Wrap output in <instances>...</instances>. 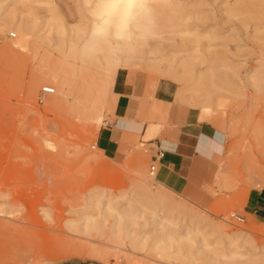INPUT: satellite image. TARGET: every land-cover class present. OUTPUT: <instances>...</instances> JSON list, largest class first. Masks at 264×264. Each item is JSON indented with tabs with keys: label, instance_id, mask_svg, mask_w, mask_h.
Returning <instances> with one entry per match:
<instances>
[{
	"label": "rangeland",
	"instance_id": "1",
	"mask_svg": "<svg viewBox=\"0 0 264 264\" xmlns=\"http://www.w3.org/2000/svg\"><path fill=\"white\" fill-rule=\"evenodd\" d=\"M29 1L0 0V18L14 17L11 26L0 30V264H264V214L245 208L249 191L264 189V0H153L155 25L136 34L148 43L136 36L121 42L123 47L110 40L108 46L115 49L109 51L106 44L90 41L85 62L92 59L91 68L76 50L82 52L83 38H89L93 17L87 9L95 0H54L52 15L48 6ZM186 9L189 17L177 21V13ZM53 19L65 24L64 31ZM20 20H29L34 36L44 41H32L25 50L9 46ZM59 31L64 32L60 37ZM63 49L67 58L73 55L65 63ZM186 53L198 56L193 73L212 70L213 89L206 99L188 100L189 92L184 100L178 96L182 86L190 85L176 72ZM97 56L122 58L107 71ZM49 66L63 71L71 85L64 103L46 73ZM123 71L146 78L150 111L141 121L164 127L155 93L165 87L171 102L196 107L206 117L202 120L216 126L219 140L215 148L208 147L215 162L211 179L176 191L157 178L158 161L150 174L158 149L154 141L163 139L160 130L138 135L117 157L97 146L100 130L113 121V87ZM46 84L55 91L39 102V89ZM45 140L52 147L44 146ZM137 179L162 192L168 206L176 203L181 217L153 218L131 209L126 197L115 198L134 190ZM95 187L110 194V203L102 198L98 206L88 204L86 195ZM124 208L129 210L121 212ZM117 212L125 213L127 223L117 219ZM91 220L98 229L85 228Z\"/></svg>",
	"mask_w": 264,
	"mask_h": 264
},
{
	"label": "crops",
	"instance_id": "2",
	"mask_svg": "<svg viewBox=\"0 0 264 264\" xmlns=\"http://www.w3.org/2000/svg\"><path fill=\"white\" fill-rule=\"evenodd\" d=\"M69 81L59 90L62 102L68 101ZM146 78L140 73L129 74L126 71L116 77L112 105L113 121L106 122L96 141L109 157H117L126 143L135 141L138 135L159 132L161 124L155 121H141L149 110L146 99ZM165 87H159L155 96L162 106L160 130L164 140L170 141L163 156L158 160L157 178L176 191H184L190 183L200 186L202 181L211 179L215 162L210 157L208 147L215 148L218 142L216 126L202 120L196 107L171 102V97L164 93ZM152 139V138H151ZM162 139V140H163ZM142 140V139H141ZM162 140L156 139L157 148ZM245 208L256 215L264 214V189H251L245 200Z\"/></svg>",
	"mask_w": 264,
	"mask_h": 264
},
{
	"label": "bare ground",
	"instance_id": "3",
	"mask_svg": "<svg viewBox=\"0 0 264 264\" xmlns=\"http://www.w3.org/2000/svg\"><path fill=\"white\" fill-rule=\"evenodd\" d=\"M27 2V1H29V0H23V2ZM33 1H35V0H33ZM32 0L31 1H29L28 2V4L29 3H34V4H37L38 6H40L41 4H42V6L43 5H45V6H48V9L49 10H52V9H54V6L56 5L55 4V1L54 0H36L35 2H33ZM86 2H88V0H84V3H86ZM91 2V1H90ZM237 2H240V1H237ZM249 2V1H248ZM256 2V1H255ZM57 3V2H56ZM95 3V2H94ZM28 4H27V6H28ZM32 4H30V5H32ZM40 4V5H39ZM25 5V4H24ZM93 5H91V7H92ZM26 7V6H25ZM29 7V6H28ZM91 7L89 8V9H87L88 11L91 9ZM260 7V6H259ZM57 8L58 7H55V10H57ZM31 9H32V7H30V10L28 11V14L27 15H30L32 12H30L31 11ZM237 9V8H236ZM255 9V8H254ZM176 10V9H175ZM181 10V9H180ZM231 10V9H230ZM46 11H47V8H46ZM185 11V10H184ZM49 12V11H48ZM178 12H180V11H178ZM181 12H183V11H181ZM186 13H181L180 15H179V13H177L178 14V17H177V21H180L181 23L182 22H184V21H186V19L189 17L188 16V14L190 13H187V9H186V11H185ZM236 12V11H235ZM244 13V12H243ZM9 15L7 16V17H3V18H0V30H2V29H4V28H7L8 26H11L12 25V23H13V18L14 17H12V15L10 14V13H8ZM52 14H56V13H54L53 12V10L51 11V15ZM174 14H176V13H174ZM14 16V15H13ZM55 16V15H54ZM173 16V15H172ZM191 16V15H190ZM28 17V16H27ZM35 17V16H34ZM37 17V16H36ZM51 17V16H50ZM174 17V16H173ZM57 18V17H56ZM47 19V18H46ZM35 20H37V19H35ZM54 21H58V20H56V19H53ZM93 20V19H92ZM21 21H26V20H20L19 22H18V24L17 25H13V28H15V30L17 31V33H18V36H16L17 38L16 39H14V40H12L11 42H10V45L9 46H11L12 48H18V49H21V50H25V49H27L28 47H30V46H28V45H32V43H30V42H32V41H38V42H41L43 39H44V37L42 36V37H40V36H34V33H36V30L33 32V29L35 28L34 26H32L31 27V25L29 24V25H27V23H29V20L28 21H26V24H22L21 23ZM50 21H51V19H50ZM34 22H36V21H34ZM49 22V21H48ZM93 22V21H92ZM15 23H17V22H15ZM42 23V22H41ZM53 24L54 23H56L57 25H60V27L63 25H65V24H60L61 22H52ZM172 24V23H171ZM174 24H176V23H174ZM43 25V24H42ZM49 25H50V22H49ZM79 25V24H78ZM63 26H62V30L64 31V28H63ZM87 26H89V25H87ZM186 26V25H185ZM196 27V26H195ZM73 28V27H72ZM78 28H80V27H78ZM86 28H89V27H86ZM38 29V28H37ZM50 29H55V28H51V26H50ZM50 29H48V30H50ZM74 29H75V27H74ZM186 29V28H185ZM196 29V28H195ZM89 31H88V34H89V38H83L84 39V41H85V44L83 43L82 45H83V47H82V52L81 51H77L76 50V54L77 55H79V57L80 58H82V61H87L88 60V57L90 56L89 54L90 53H86V51H85V48H87V47H89V46H87L88 45V43L90 42V41H93V42H97V43H100V44H106V47L107 48H105V50H109V51H113L114 49H112L113 47L112 46H108V45H110L109 43H110V40H105V41H96L94 38H93V36H92V26L90 27V29H88ZM134 30V29H133ZM189 30V29H188ZM194 30V29H193ZM61 32V31H59V37H60V32L61 33H64V32ZM74 31V30H73ZM72 31V33H74ZM85 30H82V36H84L83 35V32H84ZM148 31V30H147ZM147 31H145V32H147ZM187 30H185V31H182V29H180V32H186ZM55 32L56 33H58L57 32V30L55 29ZM79 32V31H78ZM86 32V31H85ZM151 32H153V31H151ZM189 32V31H188ZM51 33H53V32H51ZM187 33V32H186ZM75 34V33H74ZM78 34H80V33H78ZM136 34H139V32H134V36H133V39L132 40H134V39H136V38H134L135 36H136ZM156 34H158V33H156ZM191 34V33H190ZM14 35V34H13ZM16 35V34H15ZM62 35V34H61ZM160 35V34H159ZM197 34H193V36H196ZM75 36H78V35H76L75 34ZM74 36V37H75ZM81 36V35H80ZM149 36V35H148ZM147 36V37H148ZM199 36V35H198ZM208 36V35H207ZM85 37V36H84ZM88 37V36H87ZM136 37H139V38H137L136 40L138 41V40H140L141 41V43L143 42V40L144 41H146V38H144V39H140V36L138 35V36H136ZM157 37H161V36H158L157 35ZM200 37V36H199ZM62 38V37H61ZM71 38H73V37H71ZM142 38V37H141ZM149 38V37H148ZM194 38H196V37H194ZM198 38V37H197ZM79 39V38H78ZM150 39V38H149ZM198 40V39H197ZM44 41V40H43ZM140 41H138V42H140ZM45 42H46V40H45ZM147 43H148V41H146ZM152 42V41H151ZM161 42V41H160ZM159 42V43H160ZM198 42V41H197ZM97 43H95V44H97ZM113 44H114V42H112ZM115 43H117L118 44V42H115ZM120 43V45L122 46L123 45V43H121V42H119ZM141 43H135V44H137L138 46L139 45H141V46H143V44H141ZM146 43V44H147ZM33 44H35V43H33ZM58 44H60V43H58ZM112 44V45H113ZM135 44H132V45H135ZM154 44H156V43H154ZM99 44H97V46H98ZM127 45V44H126ZM131 45V46H132ZM8 46V45H7ZM34 46V45H33ZM103 46H105V45H103ZM128 46H130V44H128ZM127 46V47H128ZM155 46H157L158 48H159V45H155ZM195 46H197V45H195ZM68 47V46H67ZM73 47V46H72ZM123 47V46H122ZM194 47V46H193ZM98 48V47H97ZM103 48V47H102ZM120 48V47H119ZM119 48H117V49H119ZM151 48V47H150ZM161 48V47H160ZM194 48H198V47H194ZM77 49V48H76ZM99 49H101V48H99ZM193 49V48H192ZM36 50V49H35ZM69 50V49H68ZM71 50V49H70ZM87 50H89V48L87 49ZM133 50V48L131 49V48H129V50H127V52H129V51H132ZM163 50V49H162ZM194 50V49H193ZM60 51H62V54H61V59H63V58H66V61L65 60H63L64 62L63 63H65V62H67V60L69 59V58H73V55H72V57H69V58H67L66 56V49L64 50H60ZM97 51V50H96ZM102 51V50H101ZM120 51V50H119ZM124 51V50H123ZM35 52H37V51H35ZM78 52H81V53H79L78 54ZM188 52V51H187ZM73 53V52H72ZM124 53V52H123ZM115 54V53H114ZM187 55H185V57H183L182 59H181V61L180 62H178L179 63V67L178 68H180V69H177L176 70V72H177V74H178V78L179 79H181V80H183V81H187V82H189L190 81V85L189 86H187V87H185V85L184 86H182L183 88H180L179 90H178V96L181 98V99H183L184 100V98H185V92H189V94H190V96H191V98H187L188 100L189 99H192L193 98V96H194V98H197L196 100H199L200 98H207L208 97V95H209V93H211L210 92V90L211 89H213V87L210 89V87H211V85L213 86V83H211V80H212V78H211V71L212 70H210V71H208V73H210V74H208L207 72H204V71H206V70H203L202 69V71H198V72H195V73H193V70H192V65H193V63H194V61L196 60V59H198V56H196V55H194L193 53H186ZM77 55H75L74 57H76ZM81 55H82V57H81ZM110 56V55H109ZM109 56H104V58L102 59L101 58V56H97L98 58H100V59H102V60H104V68L105 69H107V71L108 70H111V69H113L116 65H117V63L120 61V59L122 58H114V59H111V58H109ZM136 56V55H135ZM208 56V55H207ZM112 57H114V56H112ZM120 57V56H119ZM160 57H162V56H160ZM219 57V56H218ZM77 58V57H76ZM75 58V59H76ZM87 58V60H85ZM134 58H136V57H134ZM139 58V57H138ZM226 58V57H225ZM59 59V58H58ZM92 59H90L89 60V63L87 64L86 62L84 63L85 65H87L88 67L90 66V64H91V61ZM102 60H101V62H102ZM129 60V59H128ZM82 61H81V63H82ZM197 61V60H196ZM54 62V61H53ZM52 62V63H53ZM55 62H57V60L55 61ZM55 62H54V65H57L58 63H56L55 64ZM73 62H74V60H73ZM88 62V61H87ZM139 62V61H138ZM213 62V61H212ZM75 63V62H74ZM121 63V62H120ZM204 63V62H203ZM208 63V62H207ZM210 63V62H209ZM61 64V63H60ZM84 64L82 63L81 64V66L80 67H84ZM140 64V63H139ZM211 65V64H210ZM74 66V65H73ZM77 66L78 65H76V67L75 68H77ZM92 67H93V65H91ZM57 67H59V69L61 68V67H63V66H57ZM87 67V68H88ZM101 67V66H100ZM71 68V67H70ZM85 68V67H84ZM84 68H82L81 70H83L84 71ZM89 68H91V67H89ZM59 69L58 68H56V67H50L49 66V68L47 69V71H46V73H47V75L49 76V77H51V78H53L55 81H56V85H57V90H59L66 82H68V80L66 79V77H64L63 75H62V73H64L63 71H59ZM67 69H69V68H67ZM74 69V68H73ZM78 69V68H77ZM75 70V71H78V70ZM80 69V68H79ZM94 69V68H93ZM61 70H64V69H61ZM65 70H66V68H65ZM64 70V71H65ZM90 70V69H89ZM101 70H104V69H101ZM69 72V71H68ZM71 72V71H70ZM79 72V71H78ZM82 72V71H81ZM99 72V71H98ZM102 72V71H101ZM65 73H66V71H65ZM77 73V72H76ZM102 73H104V71L102 72ZM68 74V73H67ZM81 74V73H80ZM83 74V73H82ZM87 74V72L85 73V74H83L84 75V78H85V75ZM70 75V74H69ZM79 75V74H78ZM83 75H80V76H83ZM218 75V74H217ZM253 75V74H252ZM258 75V74H257ZM87 76H90V75H87ZM92 76V75H91ZM215 75H213V77H214ZM254 76V75H253ZM71 77H73L72 75H71ZM75 77V76H74ZM94 77V76H93ZM249 77V76H248ZM255 77V76H254ZM87 78H89V77H87ZM96 78V77H95ZM221 78H224V77H221ZM86 79V78H85ZM97 79V78H96ZM251 79L252 78H250V81H251ZM255 79H258L257 77L255 78ZM60 80V81H59ZM86 80H89V79H86ZM85 80V81H86ZM92 80H93V78H92ZM213 80H214V78H213ZM223 80V79H222ZM259 80H261V79H259ZM258 80V81H259ZM262 80H264V79H262ZM88 82H91V80H89ZM94 82H98V79L97 80H95ZM260 83V82H259ZM261 84V83H260ZM69 86H68V90H67V92L66 93H69L70 92V88H71V85H70V83L68 84ZM186 85H188V83L186 84ZM252 85H254V84H252ZM54 91H55V88H54ZM213 91V90H212ZM214 91H215V89H214ZM189 94H187V95H189ZM186 95V96H187ZM211 95V94H210ZM187 97H189V96H187ZM199 98V99H198ZM187 99H185V100H187ZM188 100L186 101V102H188ZM208 100V99H207ZM193 101V100H192ZM200 101V100H199ZM194 104V103H193ZM201 104V103H200ZM206 103L204 102V104L202 103L201 105H205ZM198 105V104H197ZM206 106V105H205ZM207 106H209V104H207ZM68 134V133H67ZM65 144V143H64ZM161 144H162V147L163 148H168L169 147V145L171 144L170 143V141H167V140H162V142H161ZM49 146V147H52V143L50 142V141H48V140H45V145L44 146ZM93 157V156H92ZM151 174V173H150ZM154 174V173H153ZM152 174V175H153ZM139 177V176H138ZM141 178V177H140ZM160 187V186H159ZM158 187V188H159ZM163 187H165V190L167 189V190H169L170 191V189H168V187L167 186H163ZM124 188V187H123ZM161 188H162V185H161ZM157 190V189H156ZM119 192V191H118ZM164 194H162V192L160 193L159 191H154V189H151V187L149 186V183L148 182H146L145 180H142V179H137L136 181H135V187H134V190H133V188H132V190H130V191H124V192H121V193H119V194H117L116 196H115V198L116 199H123L124 197H126V202L129 204V206H131V209H134V208H136L135 210L136 211H139L140 212V214H145L146 212L148 213H150L151 215H152V217L153 218H158V217H160V216H162L163 217V219L164 220H170L169 218H172L173 216H177V218H180L181 216H180V213H181V208H179V206L178 205H176V203H173V205H170V206H168V204H166L165 203V201H166V198L163 196ZM102 198H106L107 199V202L108 203H110L109 201H110V199H111V197H110V194L107 192V191H104L102 188H92L88 193H87V195H86V200H87V202H88V204L90 205V206H92V207H94V206H98V205H100L101 203H102ZM168 201V200H167ZM171 204V203H170ZM175 204V205H174ZM135 206V207H134ZM157 208H158V210H157ZM125 209L126 208H124L123 209V211H121V212H125ZM106 210H109V207L107 206V208H106ZM127 211L129 210L128 208L126 209ZM157 210V211H156ZM126 211V212H127ZM107 212V211H106ZM125 212V213H126ZM125 213H124V216H125ZM117 214H118V218L117 219H119V220H124V219H122V217H124L123 216V213H118L117 212ZM116 214V215H117ZM128 216V215H127ZM126 216V217H127ZM132 217V216H131ZM175 218V217H174ZM191 218V217H190ZM192 218H194V217H192ZM126 219V218H125ZM129 220L131 219L130 217L128 218ZM126 220H124V222H125ZM90 222V223H89ZM89 222H87L86 223V229H92V228H95V229H98V228H96L97 226H98V224L97 223H95V222H93V220H91V221H89ZM93 222V223H92ZM100 223V222H99ZM125 223H127V222H125ZM123 229V228H122ZM124 230V229H123ZM195 230H199V228L197 227V228H195ZM227 237V236H226ZM229 237V240H231L230 239V236H228ZM233 242H232V240H231V242H230V244H232ZM240 256V254H236V253H231L229 256H231V257H234V256ZM241 263H243L242 261H241ZM257 263H259V262H257ZM247 264H252L251 262H247Z\"/></svg>",
	"mask_w": 264,
	"mask_h": 264
},
{
	"label": "clouds",
	"instance_id": "4",
	"mask_svg": "<svg viewBox=\"0 0 264 264\" xmlns=\"http://www.w3.org/2000/svg\"><path fill=\"white\" fill-rule=\"evenodd\" d=\"M88 14L93 17L92 36L96 41L124 43L133 39V29H151L156 15L153 0H95Z\"/></svg>",
	"mask_w": 264,
	"mask_h": 264
},
{
	"label": "built area",
	"instance_id": "5",
	"mask_svg": "<svg viewBox=\"0 0 264 264\" xmlns=\"http://www.w3.org/2000/svg\"><path fill=\"white\" fill-rule=\"evenodd\" d=\"M54 93V87L51 85H42L39 89V94H38V101L43 102V100L48 96ZM164 150L161 148V143L158 146V149L156 150L155 155L152 156V164L150 165V170L149 172L153 174L156 169V162L163 156ZM235 219L237 220H242V217L240 216H234Z\"/></svg>",
	"mask_w": 264,
	"mask_h": 264
}]
</instances>
